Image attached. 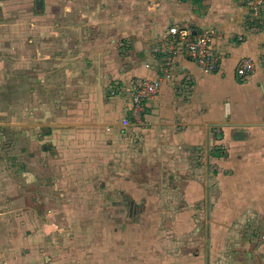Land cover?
Instances as JSON below:
<instances>
[{"label": "crops", "instance_id": "obj_1", "mask_svg": "<svg viewBox=\"0 0 264 264\" xmlns=\"http://www.w3.org/2000/svg\"><path fill=\"white\" fill-rule=\"evenodd\" d=\"M246 1L0 0V264H264V71L235 72L264 55V8ZM171 25L217 32L215 71ZM167 64L134 121L136 82Z\"/></svg>", "mask_w": 264, "mask_h": 264}, {"label": "built area", "instance_id": "obj_2", "mask_svg": "<svg viewBox=\"0 0 264 264\" xmlns=\"http://www.w3.org/2000/svg\"><path fill=\"white\" fill-rule=\"evenodd\" d=\"M246 7L251 16L256 18L264 8V0H247ZM167 33L174 39L183 43L188 55L203 72L211 73L216 70L218 66V57L211 46V41L217 35L215 30L192 32L186 27L171 25L167 29ZM145 66L146 68L149 67L148 64ZM257 70L264 71V55L257 59L249 57L241 58L236 66L235 72L237 76L240 77L254 74ZM170 73L171 65L167 64L165 68L161 70L160 78L156 80L142 78L136 82L132 89L130 104V116L134 121L139 120L140 113L142 112L143 100L154 95L158 90L160 80L169 78ZM129 124L130 122L127 118L122 119V126H128ZM261 238L264 239V234L261 235Z\"/></svg>", "mask_w": 264, "mask_h": 264}, {"label": "rangeland", "instance_id": "obj_3", "mask_svg": "<svg viewBox=\"0 0 264 264\" xmlns=\"http://www.w3.org/2000/svg\"><path fill=\"white\" fill-rule=\"evenodd\" d=\"M1 8V7H0ZM1 16H2V10L0 9V18H1ZM1 109V108H0ZM2 116L3 115H0V122H2V120H1V118H2ZM2 128V129H1ZM6 131H8V129L5 127V126H2V125H0V134H2L3 132H6ZM9 132V131H8ZM8 143H12L11 145V149H15V150H17L18 148H19V146H20V142H21V140H19V141H17V142H14V140L13 139H9V140H6ZM4 145V146H6L5 144V141L3 142L1 139H0V146L1 145ZM6 148H8L7 146H6ZM0 165H2V164H0ZM14 177V176H13ZM33 208H35V207H33ZM67 222H69V221H67ZM70 223V222H69ZM67 237H71V238H73V237H75L74 235H71V234H69V236H67Z\"/></svg>", "mask_w": 264, "mask_h": 264}]
</instances>
